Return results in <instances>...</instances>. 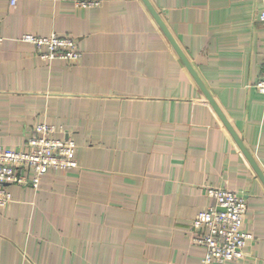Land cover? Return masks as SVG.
Segmentation results:
<instances>
[{
    "label": "crops",
    "instance_id": "crops-1",
    "mask_svg": "<svg viewBox=\"0 0 264 264\" xmlns=\"http://www.w3.org/2000/svg\"><path fill=\"white\" fill-rule=\"evenodd\" d=\"M264 173V0H149ZM24 34L70 36L43 59ZM0 145L37 124L75 142L78 166L7 185L0 264H201L188 227L212 199L243 196L244 257L264 264V186L142 0H0Z\"/></svg>",
    "mask_w": 264,
    "mask_h": 264
},
{
    "label": "built area",
    "instance_id": "built-area-1",
    "mask_svg": "<svg viewBox=\"0 0 264 264\" xmlns=\"http://www.w3.org/2000/svg\"><path fill=\"white\" fill-rule=\"evenodd\" d=\"M77 7H98L102 0H71ZM15 0H11V5ZM264 27V8L259 14ZM2 37L0 36V42ZM20 41L31 43L43 59L75 60L81 56L70 36H35L24 34ZM254 87L264 94V62ZM55 128L47 123L37 124L25 142V150L7 149L0 145V207L11 201L7 185H30L37 188L40 178L50 169L75 168L76 145L72 139H57ZM211 205L199 211L188 227L192 244L204 249L201 264H225L244 257V246L250 235L242 230L247 209L243 196L226 188L206 187Z\"/></svg>",
    "mask_w": 264,
    "mask_h": 264
},
{
    "label": "water",
    "instance_id": "water-1",
    "mask_svg": "<svg viewBox=\"0 0 264 264\" xmlns=\"http://www.w3.org/2000/svg\"><path fill=\"white\" fill-rule=\"evenodd\" d=\"M142 2L144 3L146 8L148 9L149 13L153 17V19L155 20V22L157 23L159 28L161 29V31L164 33L165 37L168 39V41L171 44V46L173 47L174 51L176 52V54L178 55V57L180 58V60L184 64V66L186 67L187 71L190 73V75L194 79V81L197 84V86L199 87V89L201 90L205 99L210 103V105L212 106V108L214 109V111L216 112V114L218 115V117L220 118V120L222 121V123L224 124V126L226 127V129L228 130V132L230 133V135L232 136V138L234 139V141L238 145L239 149L241 150L243 155L246 157L247 161L249 162V164L251 165V167L253 168L256 175L258 176V178L260 179L261 183L264 186V173L259 168V166L257 165L256 161L253 159V157L251 156L249 151L245 148L241 139L238 137L237 133L233 130V128L231 127V125L227 121L226 117L224 116L221 109L218 107V105L214 101L213 97L211 96V94L209 93V91L205 87L204 83L202 82V80L200 79L198 74L196 73L195 69L193 68V66L191 65V63L189 62L187 57L185 56L184 52L182 51V49L180 48V46L178 45L176 40L173 38V36L171 35L169 30L167 29L166 25L163 23L162 19L158 15V13L155 11V9L153 8V6L149 2V0H142Z\"/></svg>",
    "mask_w": 264,
    "mask_h": 264
}]
</instances>
